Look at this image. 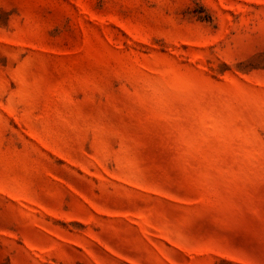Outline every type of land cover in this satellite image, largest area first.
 I'll list each match as a JSON object with an SVG mask.
<instances>
[{
    "label": "rangeland",
    "instance_id": "1",
    "mask_svg": "<svg viewBox=\"0 0 264 264\" xmlns=\"http://www.w3.org/2000/svg\"><path fill=\"white\" fill-rule=\"evenodd\" d=\"M0 264H264V0H0Z\"/></svg>",
    "mask_w": 264,
    "mask_h": 264
}]
</instances>
